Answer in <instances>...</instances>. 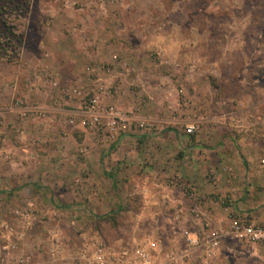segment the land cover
<instances>
[{"label":"rangeland","instance_id":"rangeland-1","mask_svg":"<svg viewBox=\"0 0 264 264\" xmlns=\"http://www.w3.org/2000/svg\"><path fill=\"white\" fill-rule=\"evenodd\" d=\"M99 84L104 106L132 109L145 126L134 121L111 138L86 124L82 98ZM199 119V132L191 134L188 125ZM170 131L194 141L184 146L181 138L176 148ZM145 133L149 137L139 142ZM126 135L136 139L123 160L134 167L131 181L117 188L125 203L109 216L114 204H107L99 218L90 198L97 193L92 170L79 167L103 157L96 144L117 149ZM222 149L244 167L260 163L264 169V0H0V176L49 168L58 194L51 203L20 178L24 193L35 198L0 195V245H10V263L25 256L33 264H85L76 252L94 237L117 247L151 239L181 255L185 241L171 236V214L159 217L147 204L138 219L144 204L134 189L154 182L157 167L193 164L225 167L231 182L238 162L231 153L218 162ZM206 171L215 183L216 171ZM162 174L167 186L182 178L181 190L194 192L188 176ZM60 180L73 198L59 196ZM237 195L220 201L233 206ZM204 227L221 230L211 221ZM222 246L217 259L224 264H264V244L225 237ZM186 263L182 256L178 264Z\"/></svg>","mask_w":264,"mask_h":264},{"label":"crops","instance_id":"crops-1","mask_svg":"<svg viewBox=\"0 0 264 264\" xmlns=\"http://www.w3.org/2000/svg\"><path fill=\"white\" fill-rule=\"evenodd\" d=\"M169 133V136H171L169 138L170 141H176V148L179 146V144H181V138L185 140L184 146L188 145V143L192 144L191 142L194 141L192 138L189 139V137L183 136L180 132L170 131ZM147 137H149V135L145 133L141 135L138 140L139 142H142ZM133 138L134 137L127 135L124 137L122 136L120 138V142L118 143L120 148L117 149L113 148L115 146L114 144L111 145V147H107L108 149H105L103 148L105 145L100 144L98 141L100 146L99 144H96L97 152H103V157L97 159L92 167H79L83 170L84 168H88L90 171L92 170L91 173H93V177L91 178L93 182L91 184L92 186L97 187V193L93 196L90 195V198L93 199L91 202H94L97 206L96 208L100 210L99 212L101 214L97 216L99 218H102L106 215V211L103 210L108 207L107 204H114V209L112 210L113 212L110 211L111 213L109 212L107 213L108 215H106L109 216L119 211L120 208L117 207V204L125 203V197L121 196V191H118L117 188L122 186V182H124V184L127 186L128 184L126 181L130 178V176H132L131 173L134 167H124V165L127 164L123 160H125L127 155H131L129 147L134 143ZM157 139L161 140V143L167 140L163 137H158ZM195 146L196 145H191L188 147V149H190L189 151H193L192 149H194ZM222 150H220V153H224L220 155L219 158L221 159H218V162L225 161L227 159V155L225 153H231L238 162V158L234 152H226V149L223 151ZM242 154L245 156L243 150ZM237 165L238 167H232L235 173V178H233L231 182L228 180V173L224 170L225 167H195V164H193L191 167H157V171L153 172L154 180L156 179L154 182L149 183L145 180L143 183H137L138 187L134 189L135 193L137 192L143 197L142 200L144 204L142 211L140 213L138 212L139 214H137V218L144 219L145 213L147 212H145L143 209L147 207V204H151V209L157 208V216L165 217L168 212L171 215L170 217L168 216L166 218L173 219L175 225L178 228H188L201 235H203L206 231L208 232V230H206L204 227V221H211L214 226L216 225L220 227L221 230L228 229L233 218H240L244 214H249L257 222H264L263 166L259 163L254 164L252 167H244L239 162ZM55 168V171L57 170L58 172H62L63 170L62 168ZM149 168L155 169L153 167H147V170ZM207 168H212L216 171L217 180L215 183H209L206 180ZM16 170L23 172L24 174L19 175V177L14 175L15 179H13L11 176V178L7 177V175L5 176V173L0 176L1 196L6 193L10 198L13 197V199L16 200L24 198L21 197L23 195H28L25 196V198L30 199L35 198V195L29 196L30 193L37 194L39 197L41 196V193L44 195L43 197L45 200L47 199V201H51L52 203V198L58 195L55 185H50L51 171L49 168L21 167ZM16 170L14 169V171ZM168 170H176L178 173L188 176L189 180L193 184L194 192L191 191L189 196L186 195L179 186H167L166 183H163L162 180L164 177L162 173L167 172ZM8 171L6 170V174ZM20 178L27 182L29 181V189H34L33 192H36L24 193L23 189H26L27 187H21L19 183H17ZM37 180L39 182H37ZM60 181V186L58 185V193L60 194L59 196H65L69 198V195H72L70 198H73V194L68 193L64 183L62 180ZM129 181H131V178ZM104 186L107 189L111 188V191H105V189L103 190ZM41 189H46L50 193L46 194V192L40 191ZM52 189L56 193H53ZM131 193L132 191H129L130 195ZM235 194L238 195L233 206L228 207L220 201L221 195L234 196ZM153 204L157 205L154 207L152 206ZM149 214L147 215L148 218H154L155 213ZM221 248L222 249L220 252L222 254L219 252L213 259L209 261L210 264H224L223 261H221V258L220 261L217 259V256L220 257L225 253V247L222 246ZM216 260H218L219 263H216ZM186 262V264H202L200 260L195 259H189L186 260Z\"/></svg>","mask_w":264,"mask_h":264},{"label":"built area","instance_id":"built-area-1","mask_svg":"<svg viewBox=\"0 0 264 264\" xmlns=\"http://www.w3.org/2000/svg\"><path fill=\"white\" fill-rule=\"evenodd\" d=\"M56 84V83H55ZM75 95H80L79 88L73 89ZM104 87L99 84L92 88L91 92L83 96L81 113L86 117L85 123L101 129L108 137L116 138L123 127H131L134 121L144 127L132 109L122 110L115 105H103ZM200 119L188 125L191 134L199 132ZM264 162V159H262ZM172 183L175 186L184 187L182 178H175ZM186 188V187H185ZM21 217L30 216L31 213L16 211ZM209 227V223L206 224ZM176 238L181 237L185 241L184 254L180 255L176 249L164 251L161 242L145 239L138 243H128L117 247L107 244L94 237L91 241H84L76 252V259L85 264H178L182 256L186 260H200L202 264H210L219 252L225 237L243 241L246 243L264 244V222L258 223L249 214L231 220L228 230L214 231L208 228L203 235L188 228H178L176 225L171 230ZM16 244L11 248H15ZM10 245H0V264H33L28 257L18 256L16 261L10 263L8 255ZM197 252L198 255H197ZM201 259H197V258Z\"/></svg>","mask_w":264,"mask_h":264}]
</instances>
